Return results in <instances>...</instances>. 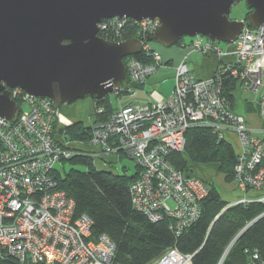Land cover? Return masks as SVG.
Returning <instances> with one entry per match:
<instances>
[{"label": "built area", "instance_id": "1", "mask_svg": "<svg viewBox=\"0 0 264 264\" xmlns=\"http://www.w3.org/2000/svg\"><path fill=\"white\" fill-rule=\"evenodd\" d=\"M98 25V34L115 42L125 40L129 26L147 33L160 22L114 17ZM187 43L195 52L232 60L221 61L213 75L202 80L191 74L186 58H181L174 68L171 93L163 96L152 88L147 102L118 106L107 119L93 125L89 144L99 150L88 151L94 159L109 154L117 158L120 152L132 158L140 169L139 177L129 185L132 208L152 221L169 215L175 219L177 233L199 217L200 203L208 195L201 177L173 168L166 159L171 151L183 150L189 128L207 127L220 138L234 132L240 151L233 180L244 194L229 204H264V25L245 26L234 43L224 48L201 35ZM142 51L154 62L126 59L130 87L143 84L162 63L151 45ZM225 72L244 90L256 94L259 126H248L232 112L222 95ZM9 94L20 111L15 121L0 117V253L21 262L111 264L114 243L105 234L88 240L92 221L86 215L74 216V200L53 178L55 165L72 154L58 125L57 109L50 99L21 89H10ZM22 103L28 108L23 109ZM191 256L169 248L150 264H191Z\"/></svg>", "mask_w": 264, "mask_h": 264}, {"label": "water", "instance_id": "2", "mask_svg": "<svg viewBox=\"0 0 264 264\" xmlns=\"http://www.w3.org/2000/svg\"><path fill=\"white\" fill-rule=\"evenodd\" d=\"M236 1L243 0H0V117L17 118L20 105L9 94L14 88L50 99L55 109L85 96L96 101L128 92L123 60L140 53L142 41L99 36L103 19H158L145 41L166 48L196 35L234 43L245 26L264 25V0H244L247 19L232 20Z\"/></svg>", "mask_w": 264, "mask_h": 264}, {"label": "trees", "instance_id": "3", "mask_svg": "<svg viewBox=\"0 0 264 264\" xmlns=\"http://www.w3.org/2000/svg\"><path fill=\"white\" fill-rule=\"evenodd\" d=\"M249 12L248 9L245 15ZM99 36L110 40L106 36ZM134 58L146 64L153 60L144 51ZM123 63L126 61L123 60ZM235 83L236 80L225 72L222 95L231 108ZM141 85L131 83L132 88H139ZM118 92L123 91L117 90ZM94 104L92 124H84L78 120L69 123L61 131L66 141L87 142L92 135L93 125L107 119L116 109L108 95L96 100ZM185 141L182 151L174 150L167 155L166 159L173 168L191 172L192 164L212 162L217 164V172L224 181H233L237 155L229 142L211 129L199 126L187 130ZM73 145H69L72 154L59 161V167L55 165L53 178L57 187L74 200V216L86 215L92 221L88 240L94 241L105 234L114 243L111 264H150L169 248L190 253L191 264H219L222 255L220 264H264V204L253 202L248 205H230L210 182L207 184L208 195L200 203L199 217L177 233L173 228L175 219L169 215L152 221L147 215L132 208L129 185L139 177L140 172L135 162V169L131 174L127 173L125 166L121 172H115L112 168L116 160L94 159L85 149L81 151ZM121 154L132 159L123 152H120V157ZM66 162L71 164L69 169L64 168ZM99 163L107 164L109 168L99 166ZM217 215L220 216L215 220ZM247 224L249 226L237 236ZM0 264L45 263L21 262L0 253Z\"/></svg>", "mask_w": 264, "mask_h": 264}, {"label": "rangeland", "instance_id": "4", "mask_svg": "<svg viewBox=\"0 0 264 264\" xmlns=\"http://www.w3.org/2000/svg\"><path fill=\"white\" fill-rule=\"evenodd\" d=\"M230 8H231V10H230V13L228 15V18L229 19H232V20L233 19H238V20H246L247 19L246 18L247 15H245V14H246L248 8L246 7V4H245V1L244 0L243 1H236V2H234L231 5ZM125 32L127 33L126 35H128V37H126L125 40L127 38H130V37H134V38L137 37V38L141 39L143 46L151 45L158 52L161 51V50L162 51L168 50L169 48L178 50L179 48H177L175 45H177L179 47L181 46V48L184 47V48H188L189 49V47H188V44L189 43H187V41H189V37H187V36L186 37H181L180 40H178L176 42L177 44L172 45L169 48H166V47H164V46H162L160 44H157L154 40L145 41V37H147L148 35H152V33L154 31L153 32H147V33H140V32L138 33L137 29L134 30V28L132 26H129L127 29H125ZM202 37H205V36L202 35ZM205 38H207V37H205ZM215 42H218V41H215ZM218 46L220 48H224V47H226V42H224V43L223 42H218ZM190 51H193V50H190ZM141 52H142V50H141ZM213 54H215V53H213ZM203 55H207V54H203ZM208 55H210V54H208ZM126 58H134V56H127ZM219 60H221V59L219 58ZM221 61H219L218 63L220 64ZM152 62H154V60H152ZM163 63H165V62H162L161 64H163ZM161 64H159V65H161ZM158 67H156V69ZM156 69H155V71H156ZM173 75H174V73H173ZM206 79H208V78H206ZM235 84L237 86V89L240 88V89L244 90L240 86V84L238 83V81H236ZM150 89H152L150 87V84H148V82H146L144 85H141L139 88H132L131 87L128 92H124L123 91V92H120V93L118 92L116 94L113 91V92H111L108 95V97H109V101H111V104L113 105L114 108H118V106L124 105V104H128L129 102H132V103H139V102L140 103H145V102H147L149 100L148 99V92L150 91ZM245 96L250 97V101H252V97L255 96V93L254 94L253 93H244V94H242V97L243 98ZM94 102L95 101L91 100L89 98V96H85V98L76 100L72 104H63L59 109H57L58 114H59V121H58L59 127L64 129L66 127V125L64 126V124L66 123L65 121H68L66 119H63L60 116V113L64 114L63 108H65V107L70 108L71 110H74L76 112L75 119L72 118L71 121L78 120V121H81L84 124H92L93 116H94V113H95L94 112L95 111V109H94L95 108ZM254 103H255V101L253 102V104ZM21 105H22V108L23 109H27L28 108V106L25 105L24 103H22ZM256 113H257L258 119L254 115V109L248 110V112H245V115L248 117L247 120H248V123L249 124L255 125V126H259L260 116H259V113H258L257 108H256ZM241 117H243V116H241ZM246 123H247V121H246ZM91 134H92L91 137H93V131L92 130H91ZM91 137H90V139L87 142H83V141L80 140V141L70 142V143H71V145L74 144L73 145L74 148L77 147L81 151L85 149L84 150L85 152H88V151H94L95 152V149L96 150H99V146H94L93 147V146H91L89 144V141L91 140ZM222 138H224L227 142H229L231 144L232 149L234 150V152L236 154L239 153V151H240V149H239V140L235 136V134H234L233 131H228L227 133L224 134V136ZM107 157L109 159H111V156H107ZM118 157H120V156H118ZM118 157H117L116 161H114L113 168L112 169L115 172H121L122 167L125 166L127 168L126 169L127 173L128 174H131V172L134 171V169H135L134 161L132 159H129L127 156H125L123 154H121V157L119 159H118ZM70 166H71V164L69 162H66L64 164V168L65 169H69ZM99 166H102L104 168H109L107 164H104L103 165L102 163H99ZM57 167H59L58 164H57ZM213 169L214 168H212V166H210V167H208V171L206 172L207 174H209L210 179L205 180V181L202 178L201 179L206 184H208L210 182L213 183L214 186L216 187L218 193L221 195V197H222V199L224 201H227V202L234 201V200L238 199L239 197H241L244 194L242 191H240L238 189V187L236 186V182H234V180L233 181H230V182L224 181L222 175L220 173H218L216 170H213ZM191 172L194 175L197 176V174L194 173L195 171L193 169H192ZM168 203H169V205H172V201L171 200H169ZM221 262H222V260H221Z\"/></svg>", "mask_w": 264, "mask_h": 264}, {"label": "crops", "instance_id": "5", "mask_svg": "<svg viewBox=\"0 0 264 264\" xmlns=\"http://www.w3.org/2000/svg\"><path fill=\"white\" fill-rule=\"evenodd\" d=\"M188 42V41H187ZM178 50L169 48L168 50L165 51H159L161 55L162 62H165L156 69L155 72L151 73L148 76V79L142 84L144 85L146 82L150 84L151 88L156 89L160 94L163 96H167L171 93L173 89V82H174V68L175 64L181 60V58L185 57L187 65L190 67V72L191 74L195 75L196 78L199 79H206L210 78L214 71L216 70L217 65L219 64L218 62L221 61L219 60L218 56L215 54H210V55H203L194 51H190L188 48H181V46L175 45ZM232 60L228 56H224L222 58V61H229ZM244 93H253L252 91L249 90H242V89H237V86L235 90L232 92V95L234 96L233 104H232V112L236 115L243 116L246 121L248 126L250 127H256L255 125H251L248 123L247 116L245 115V112H248V110L254 109V115L257 117L256 113V105L253 102L256 100V94L255 96L252 97V101H250V97L245 96L244 98L242 97V94ZM254 94V93H253ZM251 102V103H250ZM236 105V106H235ZM121 106V105H120ZM117 109V108H116ZM64 114L60 113V116L63 119H66L68 121H65L66 123L64 126L68 125L69 123L75 122L71 121V119H75L76 117V112L74 110H71L70 108H63ZM58 114V111H57ZM59 118V114H58ZM236 136V135H235ZM71 145V143H70ZM73 145V144H72ZM111 160H116L115 155H110ZM107 160L109 158L106 156L105 157ZM113 158V159H112ZM212 166L214 168L213 170L217 171V164L209 162L207 164L203 163H196L192 164L191 168L195 171L198 176H200L204 181L210 179L209 174L206 172L208 171V167ZM219 173V172H218Z\"/></svg>", "mask_w": 264, "mask_h": 264}, {"label": "flooded vegetation", "instance_id": "6", "mask_svg": "<svg viewBox=\"0 0 264 264\" xmlns=\"http://www.w3.org/2000/svg\"><path fill=\"white\" fill-rule=\"evenodd\" d=\"M127 59V58H126ZM126 59H125V61H126ZM124 66H125V64H124Z\"/></svg>", "mask_w": 264, "mask_h": 264}, {"label": "bare ground", "instance_id": "7", "mask_svg": "<svg viewBox=\"0 0 264 264\" xmlns=\"http://www.w3.org/2000/svg\"><path fill=\"white\" fill-rule=\"evenodd\" d=\"M105 109V108H104ZM101 120V119H100Z\"/></svg>", "mask_w": 264, "mask_h": 264}]
</instances>
